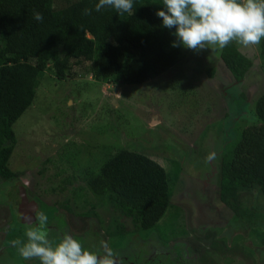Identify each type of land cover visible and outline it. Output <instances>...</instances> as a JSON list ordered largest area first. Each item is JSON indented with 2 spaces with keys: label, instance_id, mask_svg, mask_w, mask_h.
I'll return each instance as SVG.
<instances>
[{
  "label": "rangeland",
  "instance_id": "374dc122",
  "mask_svg": "<svg viewBox=\"0 0 264 264\" xmlns=\"http://www.w3.org/2000/svg\"><path fill=\"white\" fill-rule=\"evenodd\" d=\"M236 45L254 62L242 82L226 70L219 47H184L181 64L144 84L95 81L83 67L64 81L47 71L34 104L14 126L18 144L10 168L17 176L0 179V264H40L24 260L13 244L26 241L36 221L19 211L21 190L36 203V212L47 215L51 241L58 243L68 232L96 251L103 240L117 264H264V219L258 226L238 220L222 205L216 177L242 130L258 123L256 103L264 95L260 44ZM117 148L150 156L167 170L171 207L153 229L133 234L130 225L121 235L115 232V210L105 202L106 208L97 209L99 228L94 219L74 217L71 231L53 210ZM72 174L77 182L59 192ZM88 197L101 202L93 193ZM252 201L264 213V198L255 194Z\"/></svg>",
  "mask_w": 264,
  "mask_h": 264
},
{
  "label": "trees",
  "instance_id": "16d2710c",
  "mask_svg": "<svg viewBox=\"0 0 264 264\" xmlns=\"http://www.w3.org/2000/svg\"><path fill=\"white\" fill-rule=\"evenodd\" d=\"M96 3L0 0V179L17 176L10 168L18 144L14 126L34 104L47 71L64 81L75 68L83 67L95 81L133 85L161 76L185 60L184 47L172 46L175 28L163 27L162 18L156 15L163 9V0H134L132 13L124 15L111 8L96 12ZM85 8L92 9L91 15H83ZM34 11L42 13L43 22L33 18ZM260 50L264 58V40ZM221 59L237 82L254 65L235 42L222 48ZM215 73L216 68L208 69L211 78ZM256 116L258 123L242 130L216 172L222 205L241 222L254 226L264 219L252 201L255 194L264 198V95L256 103ZM98 169L87 172L84 184L71 188L70 198L53 210L71 231L76 230L74 217L84 223L94 219L99 228L97 209L106 208L105 202L115 210V232L121 235L130 231V225L133 234L153 229L171 207L172 180L152 157L117 148ZM77 177L72 174L61 182L59 192L64 193L66 185L73 186ZM89 192L101 202L92 204ZM77 229L86 230L83 226Z\"/></svg>",
  "mask_w": 264,
  "mask_h": 264
},
{
  "label": "clouds",
  "instance_id": "9594fccd",
  "mask_svg": "<svg viewBox=\"0 0 264 264\" xmlns=\"http://www.w3.org/2000/svg\"><path fill=\"white\" fill-rule=\"evenodd\" d=\"M133 5L134 0H98L95 11L111 8L124 15L132 13ZM91 13L90 8L83 10V15ZM156 15L162 18L163 27L175 28L173 47L199 52L224 48L233 42L255 46L264 40V0H163V9ZM33 18L38 22L44 19L37 11ZM47 223V215L37 212L36 226L27 229L26 241H13L24 260L38 259L40 264H115L113 253L103 240L96 251L86 248L68 232L54 243L49 239Z\"/></svg>",
  "mask_w": 264,
  "mask_h": 264
},
{
  "label": "water",
  "instance_id": "95a60500",
  "mask_svg": "<svg viewBox=\"0 0 264 264\" xmlns=\"http://www.w3.org/2000/svg\"><path fill=\"white\" fill-rule=\"evenodd\" d=\"M18 205L20 206L21 210H23L26 207H30L32 210L29 211V213H27V217L30 219L31 217H36L35 216V209L37 208L36 203L35 202H31L28 200L26 192L24 190H21L19 192V197H18ZM34 215V216H33ZM26 218V217H25ZM27 219V218H26ZM29 219H27L26 221H28ZM35 220V219H34ZM33 220V221H34ZM28 222L31 223V221L29 220Z\"/></svg>",
  "mask_w": 264,
  "mask_h": 264
},
{
  "label": "flooded vegetation",
  "instance_id": "af4514ba",
  "mask_svg": "<svg viewBox=\"0 0 264 264\" xmlns=\"http://www.w3.org/2000/svg\"><path fill=\"white\" fill-rule=\"evenodd\" d=\"M31 202H33V200L30 199V203H31ZM32 209H33V208H32ZM32 209H31L30 207H26V208H24V210H26V213H29V211L32 210ZM24 210H23V211H24ZM19 211H20V213L22 214V210H21L20 208H19ZM37 212H40V210L37 211ZM37 212H36V214H37ZM22 216H23V215H22ZM33 219H35V218L33 217ZM90 220H91V219H90ZM34 222H35L34 225L36 226V221H34ZM115 264H117V263H115Z\"/></svg>",
  "mask_w": 264,
  "mask_h": 264
}]
</instances>
